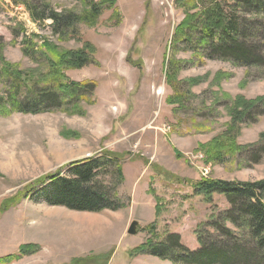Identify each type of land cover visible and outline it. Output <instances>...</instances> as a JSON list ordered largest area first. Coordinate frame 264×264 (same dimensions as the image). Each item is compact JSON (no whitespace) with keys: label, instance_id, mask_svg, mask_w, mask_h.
Listing matches in <instances>:
<instances>
[{"label":"rangeland","instance_id":"obj_1","mask_svg":"<svg viewBox=\"0 0 264 264\" xmlns=\"http://www.w3.org/2000/svg\"><path fill=\"white\" fill-rule=\"evenodd\" d=\"M52 3L58 10L80 12L83 7L78 0ZM183 17L175 0H116L96 25L78 24V37L54 32L51 19L33 21L21 3L0 0L4 56L21 69H47L44 56L35 54L44 39L60 49L76 50L86 42L95 47L88 64L65 70L75 82H94L88 91L80 90L87 97L76 94L69 102L65 96L66 104L51 111L23 113L8 107L10 112L0 114V258L17 253L23 244L37 246L7 264H175L130 249L149 238L165 242L172 234L186 249L200 248L197 227L230 205L220 194L207 202L196 193V183L202 178H264V99L233 137L241 150L210 158L218 146L214 141L230 138L224 133L233 103L264 98V59L260 66L247 67L195 54L192 43L171 48ZM30 39L38 46L27 55L22 46ZM261 44L264 49V40ZM173 70L176 79L168 81ZM112 153L120 155L123 181L117 185L116 178L104 174L95 180L110 188L112 196L117 185L122 208L91 213L26 196L38 180L55 172L66 175L72 162L102 155L116 160ZM12 196L18 203L2 211ZM133 220L138 221L135 236L127 233ZM118 228L126 231L125 241L114 246L111 235L102 238V232Z\"/></svg>","mask_w":264,"mask_h":264},{"label":"trees","instance_id":"obj_2","mask_svg":"<svg viewBox=\"0 0 264 264\" xmlns=\"http://www.w3.org/2000/svg\"><path fill=\"white\" fill-rule=\"evenodd\" d=\"M14 2L25 5L33 21L51 19L54 32L60 35L69 32L78 37H81L77 30L78 24L94 26L106 8L116 5V0H78L83 7L80 12H76L71 9L58 10L53 5V0ZM175 2L182 9L184 17L174 29L171 48L180 44H195L194 53H203L209 58L228 60L247 67L263 63L264 49L261 43L264 40V0ZM19 27L23 26L19 24ZM23 44V51L27 55L35 53L38 46L33 39H30V43L25 40ZM6 45L0 38V76L3 77L5 87L0 97V114L4 109L23 113L60 109L66 104L63 100L65 96L70 97L69 102L76 94L87 97L80 90L88 91L87 87L94 85L93 81L75 82L65 74L66 69L81 68L90 62L95 51L90 42H86L82 48L70 50L60 49L58 45L44 39L35 54L44 56L42 65L47 68L45 71L32 68L24 70L18 63L8 61L4 56ZM175 75V70L167 73V80H175ZM23 88V96H26L20 100L18 95ZM262 99L264 98L247 101L241 98L233 103L230 109L232 121L224 133L226 138H230H227L228 142H221L222 144L214 141L218 142V146H213L216 154L210 156L211 159L222 158L225 154L241 150L233 137L238 134L239 124ZM79 112L81 113L80 109L76 110L77 114ZM112 156H117V159L102 155L99 158L72 162L66 166V175L55 172L38 180L28 188L26 196L32 195L47 204L61 205L76 211L118 210L123 204L117 199L116 189L124 179V172L120 155L112 153ZM99 174L112 175L117 179L113 196L110 188L101 186L95 180ZM195 190L197 194L204 195L207 202H212L214 194H220L230 205L229 209L212 216L210 222L197 227L200 248L188 250L180 244L178 236L172 234L165 242H155L149 238L144 244L137 246L134 253L151 254L172 260L175 264H264V178L257 181L202 178L196 183ZM18 201L16 196L10 197L3 203L2 211L15 206ZM214 233L218 235H212ZM36 248L33 243L23 244L17 253L1 257L0 263H12L34 252Z\"/></svg>","mask_w":264,"mask_h":264},{"label":"crops","instance_id":"obj_3","mask_svg":"<svg viewBox=\"0 0 264 264\" xmlns=\"http://www.w3.org/2000/svg\"><path fill=\"white\" fill-rule=\"evenodd\" d=\"M132 203H133V198H132V201H131ZM132 206H133V204H132ZM106 211H108V210H106ZM84 212H86V211H84ZM91 213H93V212H91ZM114 217L116 216V214H112ZM105 218H107V220H109V218L108 217H105ZM117 218V217H116ZM103 224V223H102ZM115 226V225H114ZM101 230H102V227H101ZM102 234H103V236L104 237H102V238H104V239H107V237H108V235H111V241H112V243H114L113 245L115 246V245H117L118 244V242L120 241V240H124V238L126 239V237H128L127 235H126V231H124L123 232V230H122V228H118V232L117 231H113V232H111L110 231V229H107L105 232H102ZM101 234V235H102ZM131 236H133V235H131ZM135 236V235H134ZM102 241H104V240H102ZM111 241H109V242H111ZM125 241V240H124ZM127 245V244H126ZM126 245L124 246V248L123 249H127V247H126ZM119 246V245H118ZM117 246V247H118ZM120 246H121V244H120ZM138 245H136V246H134L133 248H131L130 250L132 251L133 249H135L136 247H137ZM121 247H123V246H121ZM117 250V249H116ZM130 250H128V251H130ZM5 256V255H4ZM139 256H141V257H148V259L150 258V257H155V256H152V255H147V254H143V255H139ZM113 260V259H112ZM110 263H111V261H110Z\"/></svg>","mask_w":264,"mask_h":264},{"label":"water","instance_id":"obj_4","mask_svg":"<svg viewBox=\"0 0 264 264\" xmlns=\"http://www.w3.org/2000/svg\"><path fill=\"white\" fill-rule=\"evenodd\" d=\"M137 225H138V221L133 220L128 228L127 233L129 235H135L137 233Z\"/></svg>","mask_w":264,"mask_h":264},{"label":"bare ground","instance_id":"obj_5","mask_svg":"<svg viewBox=\"0 0 264 264\" xmlns=\"http://www.w3.org/2000/svg\"><path fill=\"white\" fill-rule=\"evenodd\" d=\"M74 218H77V216H75Z\"/></svg>","mask_w":264,"mask_h":264}]
</instances>
